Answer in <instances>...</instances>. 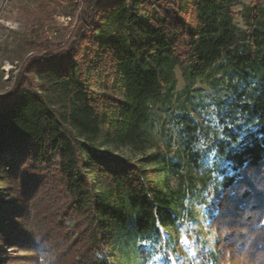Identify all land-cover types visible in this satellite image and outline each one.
Instances as JSON below:
<instances>
[{
  "label": "trees",
  "instance_id": "16d2710c",
  "mask_svg": "<svg viewBox=\"0 0 264 264\" xmlns=\"http://www.w3.org/2000/svg\"><path fill=\"white\" fill-rule=\"evenodd\" d=\"M67 46L42 30L0 93V255L26 264H114L110 239H159L211 172L203 264H264V0H81ZM52 20L47 16L43 24ZM92 66V72L88 69ZM197 79L235 78L219 127L177 116L181 149L133 162L96 142L143 151L153 106ZM213 167L197 178L210 154ZM154 165L147 168L144 165ZM157 171L173 178L158 180ZM0 264H6L0 256Z\"/></svg>",
  "mask_w": 264,
  "mask_h": 264
},
{
  "label": "rangeland",
  "instance_id": "374dc122",
  "mask_svg": "<svg viewBox=\"0 0 264 264\" xmlns=\"http://www.w3.org/2000/svg\"><path fill=\"white\" fill-rule=\"evenodd\" d=\"M251 1L237 0L232 8L235 13L233 20L240 28H244L240 11ZM81 7V0H0V93L11 87L22 60L33 52L34 37L42 30L53 48L67 47L75 39L73 30ZM47 16H51L53 21L48 20L43 24ZM92 69V66L89 67V73ZM233 85L240 86L235 83V78L222 75L215 87L205 79H197L191 88L181 92L183 81L180 72L176 70V84L169 93V105L153 106L148 125L150 141L143 151L99 142L94 147L100 152L133 162L156 151L172 152L181 149L177 133L179 126L176 124L178 114L186 111L196 122L220 128L216 103L231 98ZM213 161L211 153L192 174L197 178L203 177L213 167ZM144 166L154 168V165ZM209 173L206 185H197L195 193L185 199L184 210L176 224L159 228L157 241L126 242L114 234L108 248L114 264H203V253L213 251L216 240L214 229L208 225L207 215L212 188L218 177L215 172ZM155 176L158 180L166 178L170 184L174 183L173 178L163 171H157ZM3 188L0 182V192ZM0 195L2 199L6 198ZM0 205L3 207L6 204L0 200ZM0 256L6 264H26L30 258L16 249L7 250L5 255Z\"/></svg>",
  "mask_w": 264,
  "mask_h": 264
}]
</instances>
